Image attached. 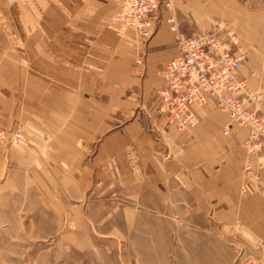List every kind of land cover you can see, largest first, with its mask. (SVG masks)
<instances>
[{
  "label": "crops",
  "instance_id": "obj_1",
  "mask_svg": "<svg viewBox=\"0 0 264 264\" xmlns=\"http://www.w3.org/2000/svg\"><path fill=\"white\" fill-rule=\"evenodd\" d=\"M174 3V11L163 13L160 28L144 50L147 56L144 65H139L143 66V75L133 86L131 98L129 34L110 19L120 0H0V28L55 30L58 39H62L60 31H73L72 42L67 41L72 46L71 56L41 57L56 61L59 67L71 61L70 72H51L43 67L39 72L31 65L30 72L20 76L19 89L25 95L26 109L36 106L42 118L50 114L58 126L72 125L81 130L62 135L63 140L73 142V151L81 156L88 150L94 153L89 164L103 175L101 180L118 175L130 181L132 175H137L143 185L139 188L154 183V190L169 182L172 206L183 211L185 221L201 216L222 226H240L249 243L253 239L264 247V150L255 157L248 155L245 140L249 133L238 125L233 124L230 133L225 134L223 128L229 117L213 103L194 107L198 121L195 128L177 131L167 125L158 110L156 95V87L162 82L157 73L159 65L179 52L166 17L174 14L178 24L183 17L180 24L187 33L223 23L235 31L241 45L249 48L241 77L261 95L257 101H247V105L264 115V57H260L264 49V0ZM82 58L89 62L87 72H81ZM15 67L3 77L10 84L8 91H1L0 85L2 97L9 101L15 99L18 89ZM45 78L51 82H45ZM247 159H251L258 177L248 183L247 192H242Z\"/></svg>",
  "mask_w": 264,
  "mask_h": 264
},
{
  "label": "rangeland",
  "instance_id": "obj_2",
  "mask_svg": "<svg viewBox=\"0 0 264 264\" xmlns=\"http://www.w3.org/2000/svg\"><path fill=\"white\" fill-rule=\"evenodd\" d=\"M168 2L164 0L153 13L156 29L147 42L135 29L115 19L120 5L110 17L129 34L128 56L133 65L130 98L143 75V66L136 62L138 56L160 28L163 13L174 11V0L170 6ZM170 17L165 23L170 24ZM182 19L179 29L187 33L180 24ZM72 32L60 31L62 39H58L55 30L0 28L1 91H8L10 84L3 77L14 65L18 80L14 100L5 99L0 91V264H264L263 245L253 239L249 243L240 226H222L201 216L185 221L183 211L172 206L169 182L154 190V183L139 188L143 185L137 175L130 181L118 175L101 180L103 175L89 164L94 153L88 150L81 156L73 151V142L63 140L62 135L80 133L79 128L58 126L50 114L42 118L36 106L26 109L20 76L30 72L31 65L39 72L42 67L70 72L71 61L59 67L56 61L41 57L71 56ZM172 35L176 45L174 31ZM61 41L68 45L59 44ZM241 46L246 50V62L249 48ZM260 57H264V49ZM83 61L81 72H87L89 62ZM16 133L21 134L17 141ZM250 160L246 162L253 168ZM252 180H247V187Z\"/></svg>",
  "mask_w": 264,
  "mask_h": 264
},
{
  "label": "built area",
  "instance_id": "obj_3",
  "mask_svg": "<svg viewBox=\"0 0 264 264\" xmlns=\"http://www.w3.org/2000/svg\"><path fill=\"white\" fill-rule=\"evenodd\" d=\"M164 0H120L115 19L135 29L147 42L153 33V13ZM171 5V0L167 3ZM176 17L169 18L170 29L176 34L179 52L172 56L157 73L162 82L156 87L158 110L163 113L168 126L183 132L197 125L194 107L213 103L229 117L223 128L229 134L231 126L238 125L248 131L245 147L250 156H258L264 150V115L251 109L247 101H257L260 92L248 87L241 77L246 50L240 45L234 30L223 23L198 33H184L179 29ZM141 52L137 64L145 62ZM15 140L21 134H15ZM257 172L247 161L243 173L242 191L247 190V180Z\"/></svg>",
  "mask_w": 264,
  "mask_h": 264
}]
</instances>
